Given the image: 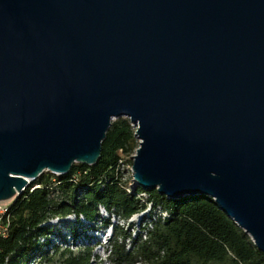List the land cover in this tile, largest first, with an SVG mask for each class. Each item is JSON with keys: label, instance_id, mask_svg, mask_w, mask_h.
<instances>
[{"label": "water", "instance_id": "95a60500", "mask_svg": "<svg viewBox=\"0 0 264 264\" xmlns=\"http://www.w3.org/2000/svg\"><path fill=\"white\" fill-rule=\"evenodd\" d=\"M119 118L136 187L212 198L264 253V0H0V203L97 165Z\"/></svg>", "mask_w": 264, "mask_h": 264}, {"label": "trees", "instance_id": "16d2710c", "mask_svg": "<svg viewBox=\"0 0 264 264\" xmlns=\"http://www.w3.org/2000/svg\"><path fill=\"white\" fill-rule=\"evenodd\" d=\"M108 132L97 165L75 164L66 176L44 173L15 200L8 236L0 237V264H32L45 258L59 248L55 239L65 240L58 223L70 217L78 225L86 220L90 230L98 231L101 225L111 227L112 217L127 222L149 208L153 228L147 227V239L141 232L133 237L114 226L106 260L113 264H264V253L212 198L172 200L156 190H129L120 161L122 154L135 153V130L130 119L119 118ZM158 210L168 217L159 216ZM93 252L92 246L79 256L66 250L65 264L100 263Z\"/></svg>", "mask_w": 264, "mask_h": 264}, {"label": "rangeland", "instance_id": "374dc122", "mask_svg": "<svg viewBox=\"0 0 264 264\" xmlns=\"http://www.w3.org/2000/svg\"><path fill=\"white\" fill-rule=\"evenodd\" d=\"M118 120V119H115ZM114 120V121H115ZM135 130L136 137V128ZM137 145L135 146V153L130 155V157H125L122 154L123 164H121V171L123 176L126 178V181H129L128 189L132 190L134 188V180L132 178L131 172L133 168V157L136 155L139 147V140L136 138ZM130 162V163H129ZM149 210L146 211V216L149 215ZM102 215L105 219L110 217L107 212H102ZM68 222H59L58 231L59 234L65 237V240L55 239L53 243L59 248L54 249L49 255H46L45 258L42 257L40 260L33 262L32 264H65L66 259L69 255H66V250H70L74 255L79 256V254L86 249L87 246L94 247V255L97 256L98 262L95 264H113L110 261L106 260L108 256L107 247L111 244L113 236V227L121 226L125 231L133 234V237L139 233L137 223H127L123 220H120L117 216L111 218V227L100 226L99 230H90V226L87 224L86 220H83L82 225L74 223V219L70 218ZM57 223V222H55ZM66 241V242H65ZM97 261V260H96ZM102 261V262H101Z\"/></svg>", "mask_w": 264, "mask_h": 264}, {"label": "built area", "instance_id": "2783aa9c", "mask_svg": "<svg viewBox=\"0 0 264 264\" xmlns=\"http://www.w3.org/2000/svg\"><path fill=\"white\" fill-rule=\"evenodd\" d=\"M121 164H123V160L120 161ZM121 166V165H120ZM132 178L134 180V173H133V168H132V172H131ZM134 187L135 186V180H134ZM15 202L14 201H9L8 203H0V237L6 238L8 236V230H9V223H10V219H11V206L12 204ZM101 212H106V210L104 208H100ZM149 211V215L146 216V212L137 214L135 216H133L129 221H127V223H137L138 224V230L139 232H141L143 234V238H146V233H147V227L148 228H153V223L151 222V217H150V212L151 209H148ZM147 211V210H146ZM157 214L159 216H163L164 218L168 217L167 213H163L162 210H158ZM74 219V217H71ZM70 219V218H69ZM55 222H57V220L51 222V224H55Z\"/></svg>", "mask_w": 264, "mask_h": 264}]
</instances>
